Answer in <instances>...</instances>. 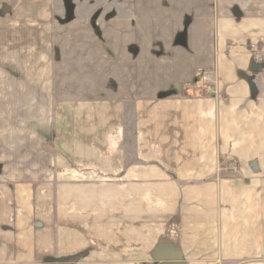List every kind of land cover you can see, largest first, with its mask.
I'll return each instance as SVG.
<instances>
[{
  "label": "crops",
  "instance_id": "0c3cea01",
  "mask_svg": "<svg viewBox=\"0 0 264 264\" xmlns=\"http://www.w3.org/2000/svg\"><path fill=\"white\" fill-rule=\"evenodd\" d=\"M72 4L0 0V264H264V0Z\"/></svg>",
  "mask_w": 264,
  "mask_h": 264
},
{
  "label": "rangeland",
  "instance_id": "374dc122",
  "mask_svg": "<svg viewBox=\"0 0 264 264\" xmlns=\"http://www.w3.org/2000/svg\"><path fill=\"white\" fill-rule=\"evenodd\" d=\"M74 2H75V0H65V9H64V14L62 15L63 19L61 20L62 24H64V25L67 24L66 23V19H65L66 18L65 14H68L67 12H69V16H72V12H73L72 5H74L72 3H74ZM65 10H66V12H65ZM14 16L21 17V11L19 9H16L15 12H14ZM95 16H96V14L93 15V17H95ZM98 16L99 15H97V17ZM97 17H95V18H97ZM200 28H202V29H200ZM205 28L206 27H197L196 35H197V37L199 39L200 38L201 39L205 38V35L203 34ZM60 29H61V33L57 29V33L58 34L65 33L64 29H63V31H62L61 27H60ZM185 29H186V27H183L182 33L179 35L181 37V40H183L184 38L187 40V32L184 31ZM66 33H69V31H66ZM143 50H145V49H143ZM58 51H59V49H58ZM141 52L142 51H139V52L137 51V54H140ZM199 80L202 82V84L205 87L206 92L208 94H217V92H218L217 91L218 90L217 86L218 85H217V77H216V73H215V69L214 68H210V69H207V70L203 71L202 75H201V78ZM234 171L237 172V168L235 167V165H234Z\"/></svg>",
  "mask_w": 264,
  "mask_h": 264
},
{
  "label": "trees",
  "instance_id": "16d2710c",
  "mask_svg": "<svg viewBox=\"0 0 264 264\" xmlns=\"http://www.w3.org/2000/svg\"><path fill=\"white\" fill-rule=\"evenodd\" d=\"M61 262H62L61 264H68V262H70V259L64 260V261H61ZM176 264H186V263L183 262L182 258H181V260L180 261L178 260V262Z\"/></svg>",
  "mask_w": 264,
  "mask_h": 264
},
{
  "label": "water",
  "instance_id": "95a60500",
  "mask_svg": "<svg viewBox=\"0 0 264 264\" xmlns=\"http://www.w3.org/2000/svg\"><path fill=\"white\" fill-rule=\"evenodd\" d=\"M178 260L180 261L181 260V256H179V258L177 259V261L173 262V263H170V264H176V262H178Z\"/></svg>",
  "mask_w": 264,
  "mask_h": 264
}]
</instances>
